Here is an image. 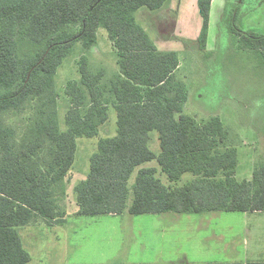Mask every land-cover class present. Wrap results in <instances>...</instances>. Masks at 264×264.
I'll list each match as a JSON object with an SVG mask.
<instances>
[{"label":"trees","instance_id":"obj_1","mask_svg":"<svg viewBox=\"0 0 264 264\" xmlns=\"http://www.w3.org/2000/svg\"><path fill=\"white\" fill-rule=\"evenodd\" d=\"M168 2L0 0V264H30L19 228L38 219L66 222L78 139L97 137L111 107L117 134L99 141L88 178L75 188L80 216L264 212V163L251 180H237L238 150L222 120L184 113L188 90L177 75L179 55L159 51L137 21L139 10L158 11ZM198 8L197 43L206 51L212 0H198ZM242 15L240 7L225 10L230 34L264 58V28L244 32L237 26ZM100 29L114 46L112 75L90 57ZM79 46V78L66 83L63 95L56 78ZM155 131L159 154L150 148ZM155 161L170 183L187 174L193 180L166 186L157 168L145 167Z\"/></svg>","mask_w":264,"mask_h":264},{"label":"rangeland","instance_id":"obj_2","mask_svg":"<svg viewBox=\"0 0 264 264\" xmlns=\"http://www.w3.org/2000/svg\"><path fill=\"white\" fill-rule=\"evenodd\" d=\"M185 1L188 6L183 13L180 30L186 41L166 43L162 49L180 52L183 63L181 78L189 93L184 113L200 121L219 117L238 150L237 180H251L254 171L264 163V58L242 49L238 43L239 36L229 38V26L225 21L218 28L213 22L214 32L217 29L213 34L218 35L219 40L211 45L210 39L212 51H202L198 43L191 40L198 36L202 26L198 6H194L191 0H184V5ZM173 2L178 3L177 0ZM241 11L244 17L237 25L240 29L264 26V4L247 3ZM157 14L153 13L151 19L148 13L141 12L137 14V20L148 26L150 17L154 25L164 24L159 26L164 31L157 37L162 41L164 37H170L176 21L172 13L167 18L165 11ZM223 20H226L225 16ZM150 33L155 40L158 30ZM98 37V44L91 51L92 61L96 66L106 64L112 69L117 68L116 54L106 30L101 29ZM81 51L79 46L58 72L56 84L63 95L66 83L79 78L77 63ZM65 115L66 106L61 101L59 122L63 131L67 130ZM109 115V122L97 137L78 139L75 163L67 181L66 222L49 226L38 219L34 224L19 228L23 245L32 258L30 264L264 262V216L223 212L80 216L75 188L88 178L90 160L99 141L117 134V115L113 107ZM150 148L156 154L160 153L159 133L156 131L151 133ZM147 166L158 169V177L166 186H182L193 180V176L187 174L172 184L156 161ZM137 173L138 169L131 185Z\"/></svg>","mask_w":264,"mask_h":264},{"label":"crops","instance_id":"obj_3","mask_svg":"<svg viewBox=\"0 0 264 264\" xmlns=\"http://www.w3.org/2000/svg\"><path fill=\"white\" fill-rule=\"evenodd\" d=\"M177 1H178V3L177 2H173V0H169V2L167 4H165V6L163 8H161L160 10H158V11H152L151 12V11H149L147 9H141V10H139L137 12V14L141 13V12L148 13V15H150V17H151V15L153 13H158L157 15H160V13L165 11V12H167V16H166V18H167V17L171 16V13H172L175 16V21L176 22L174 24L173 29L170 30L171 31L170 37H164V40H162V41L157 39V37H159V33H161V31H164V28H162V27H161L162 29H159V26H161V25L163 26L164 25V24L160 23L161 21L157 22L158 24L160 23L159 25H154L151 22L152 17H151V19L149 17L148 26H146L144 24L141 25L139 22L138 23L147 31L148 34L150 33V31L154 32L156 29L158 30V36H156L155 40H153V37H151V35H150L151 33L149 34V36L152 39V41L156 44V46H157L159 51H161V52H176L179 55L180 54L179 51H175V50L174 51H165V50H162L166 43H171V42H177V43L181 42L182 43V42L186 41V36L183 34V32L180 30V28H181V21H182V18H183V13H184L185 9L188 6V2L185 1V5H184V0H177ZM191 2L193 3L194 6L195 5L198 6V0H191ZM253 2L257 3L258 5H260V4L263 5L264 4V0H236V1H233V0L232 1H229V0H212L211 19H210L209 36H208L206 52H208V50L212 51V50H210L212 48L211 45L214 44V43H217V41L219 40L218 39V35H214L217 29L214 32L213 22H215V25H216L217 28H218V25L221 26L222 22L224 21L223 20L224 12L227 9V7H228V9L229 8H233V7L234 8H237V7L239 8L240 7V9H241V7L243 5H245L247 3H253ZM176 3L178 5L177 8H176ZM198 10H199V8H198ZM137 14H136V17H137ZM199 15H200V12H199ZM214 16H215V18H214ZM155 17H157V16H155ZM200 17H201V15H200ZM243 17H244V15H242L240 21L243 19ZM159 19L163 20L161 18H159ZM201 19H202V17H201ZM164 20H166V19H164ZM172 21H173V18H172ZM202 25H203V21H202ZM238 28H240V27L238 26ZM201 29H202V26H201ZM100 30H99V32H100ZM243 31L245 32V31H248V30H243ZM99 32H98V34H99ZM200 32H201V30H200ZM200 32H199V34H198V36L196 38H192L191 40L195 41L197 43L199 35H200ZM213 32H214V34H213ZM228 35L230 36V37L228 36L229 38L233 37V35L230 34V32L228 33ZM108 39H109V36H108ZM210 39H212L211 45L209 44L210 43ZM109 41H110V39H109ZM214 41H216V42H214ZM110 43L112 44V48L114 50L113 43L111 41H110ZM179 46H180V44H179ZM179 59H180V55H179ZM116 65H117V59H116ZM103 66L106 69H108L107 70V75H112V74L118 72V66L115 69L110 68L106 64H104ZM97 67L100 68L101 66L98 65ZM182 69H183V63H182V60L180 59V65H179V68L177 70V75H178V77L180 79H182L181 78ZM188 96H189V93H188ZM243 214L254 215V216H264V212L243 213ZM110 216L117 217V215H110ZM261 263H264V262H261ZM188 264H195V263L188 262ZM196 264H200V263H196Z\"/></svg>","mask_w":264,"mask_h":264}]
</instances>
